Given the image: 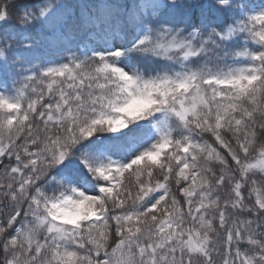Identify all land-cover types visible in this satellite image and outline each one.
I'll list each match as a JSON object with an SVG mask.
<instances>
[{
	"label": "snow or ice",
	"instance_id": "1",
	"mask_svg": "<svg viewBox=\"0 0 264 264\" xmlns=\"http://www.w3.org/2000/svg\"><path fill=\"white\" fill-rule=\"evenodd\" d=\"M0 264H264V0H0Z\"/></svg>",
	"mask_w": 264,
	"mask_h": 264
}]
</instances>
